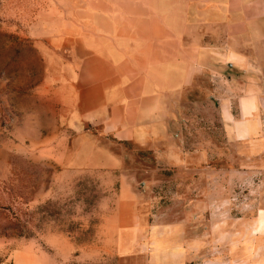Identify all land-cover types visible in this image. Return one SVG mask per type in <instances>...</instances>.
<instances>
[{"label":"rangeland","instance_id":"1","mask_svg":"<svg viewBox=\"0 0 264 264\" xmlns=\"http://www.w3.org/2000/svg\"><path fill=\"white\" fill-rule=\"evenodd\" d=\"M45 3L0 0V264H174L182 253L186 264H264V114L261 131L240 136L209 73L137 140L94 131L135 198V246L111 247L119 185L55 160L70 134L57 89L73 57L37 30Z\"/></svg>","mask_w":264,"mask_h":264},{"label":"crops","instance_id":"2","mask_svg":"<svg viewBox=\"0 0 264 264\" xmlns=\"http://www.w3.org/2000/svg\"><path fill=\"white\" fill-rule=\"evenodd\" d=\"M34 23L73 57L57 89L70 134L56 163L119 185L106 222L111 247L135 246V198L94 131L137 140L203 73L217 76L211 98L223 120L240 136L261 131L264 0H46ZM168 258L186 264L183 253Z\"/></svg>","mask_w":264,"mask_h":264},{"label":"built area","instance_id":"3","mask_svg":"<svg viewBox=\"0 0 264 264\" xmlns=\"http://www.w3.org/2000/svg\"><path fill=\"white\" fill-rule=\"evenodd\" d=\"M3 264H9V263H3Z\"/></svg>","mask_w":264,"mask_h":264}]
</instances>
